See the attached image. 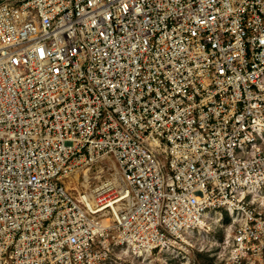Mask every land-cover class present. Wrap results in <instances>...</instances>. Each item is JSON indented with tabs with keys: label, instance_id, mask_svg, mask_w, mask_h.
<instances>
[{
	"label": "built area",
	"instance_id": "obj_1",
	"mask_svg": "<svg viewBox=\"0 0 264 264\" xmlns=\"http://www.w3.org/2000/svg\"><path fill=\"white\" fill-rule=\"evenodd\" d=\"M263 186L264 0H0V264H264Z\"/></svg>",
	"mask_w": 264,
	"mask_h": 264
},
{
	"label": "rangeland",
	"instance_id": "obj_2",
	"mask_svg": "<svg viewBox=\"0 0 264 264\" xmlns=\"http://www.w3.org/2000/svg\"><path fill=\"white\" fill-rule=\"evenodd\" d=\"M72 179L66 178L65 183L81 189L80 181ZM258 199L263 202L261 209L264 210V186ZM229 223V215L225 212H212L208 227L184 233L183 238L173 242L169 249L135 256L125 248L116 247L101 264H223V239L230 232Z\"/></svg>",
	"mask_w": 264,
	"mask_h": 264
}]
</instances>
